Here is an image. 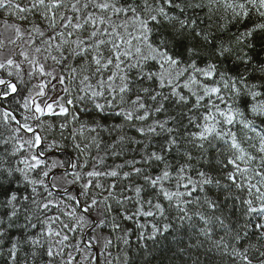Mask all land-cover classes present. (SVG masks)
<instances>
[{
    "label": "snow or ice",
    "instance_id": "1",
    "mask_svg": "<svg viewBox=\"0 0 264 264\" xmlns=\"http://www.w3.org/2000/svg\"><path fill=\"white\" fill-rule=\"evenodd\" d=\"M0 264H264V0H0Z\"/></svg>",
    "mask_w": 264,
    "mask_h": 264
}]
</instances>
